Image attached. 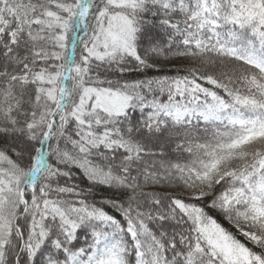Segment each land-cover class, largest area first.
I'll list each match as a JSON object with an SVG mask.
<instances>
[{
    "label": "snow or ice",
    "instance_id": "6c2138e0",
    "mask_svg": "<svg viewBox=\"0 0 264 264\" xmlns=\"http://www.w3.org/2000/svg\"><path fill=\"white\" fill-rule=\"evenodd\" d=\"M0 264H264V0H0Z\"/></svg>",
    "mask_w": 264,
    "mask_h": 264
},
{
    "label": "trees",
    "instance_id": "16d2710c",
    "mask_svg": "<svg viewBox=\"0 0 264 264\" xmlns=\"http://www.w3.org/2000/svg\"><path fill=\"white\" fill-rule=\"evenodd\" d=\"M165 71L171 72V71H175V69H172L171 65H165ZM221 222L224 223L226 227L228 226L227 223L224 222L223 220Z\"/></svg>",
    "mask_w": 264,
    "mask_h": 264
}]
</instances>
